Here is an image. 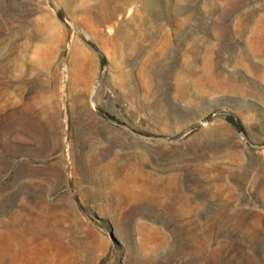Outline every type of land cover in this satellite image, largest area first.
<instances>
[{
	"label": "rangeland",
	"instance_id": "obj_1",
	"mask_svg": "<svg viewBox=\"0 0 264 264\" xmlns=\"http://www.w3.org/2000/svg\"><path fill=\"white\" fill-rule=\"evenodd\" d=\"M0 264H264V0H0Z\"/></svg>",
	"mask_w": 264,
	"mask_h": 264
}]
</instances>
